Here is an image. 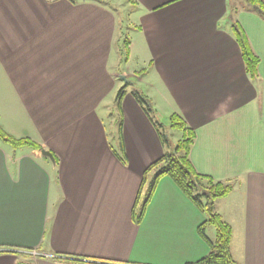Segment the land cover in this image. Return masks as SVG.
Instances as JSON below:
<instances>
[{
    "label": "crops",
    "instance_id": "crops-1",
    "mask_svg": "<svg viewBox=\"0 0 264 264\" xmlns=\"http://www.w3.org/2000/svg\"><path fill=\"white\" fill-rule=\"evenodd\" d=\"M127 1L125 37L117 0H0V123L42 146L0 139V264H184L210 251L198 233L206 213L168 175L137 220L164 148L125 93L120 159L108 119L123 85L195 130L196 171L233 185L215 201L233 257L264 264V18L234 0ZM234 20L260 57L256 78Z\"/></svg>",
    "mask_w": 264,
    "mask_h": 264
},
{
    "label": "trees",
    "instance_id": "trees-1",
    "mask_svg": "<svg viewBox=\"0 0 264 264\" xmlns=\"http://www.w3.org/2000/svg\"><path fill=\"white\" fill-rule=\"evenodd\" d=\"M102 1V0H100ZM243 4L250 6L248 8L254 9L260 13L264 18V0H242ZM233 30L236 36L237 43L240 47L241 54L245 63L246 71L250 76L256 78L259 75L258 66L260 63L259 55L253 50L247 34L241 27L238 20L233 22ZM122 62L126 61L129 54L128 41L123 40ZM126 93V85H123L118 91L115 102L120 107L121 124H123V110L122 100ZM133 96L140 103L142 109L153 123L158 136L161 140L165 150L164 153L154 161L146 171L152 167H158L154 177L150 180L143 203L141 205L140 213L137 216L139 221L153 194L157 182L160 177L168 175L177 184V186L186 194V196L207 215V219L198 226L199 235L210 245V251L196 260L186 261L184 264H240L232 255L230 244L232 239L231 226L222 219L221 215L215 211V201L221 197L228 195L233 185L230 182L216 180L211 176L200 174L194 168L190 160V149L194 142L196 133L195 130L187 125L185 119L177 113H171L168 116L169 126L174 129L182 130V138L170 150L171 143L165 131H162L161 122L157 121L154 117L156 110L152 107L149 98L143 92L136 89L133 91ZM0 139L10 143L13 147L30 146L32 148L41 149L42 146L38 142L29 137L16 138L7 133L0 123ZM119 157L122 160L126 159L125 146L123 137L121 135V142L119 143ZM55 160L57 158L55 156ZM145 182L143 178L142 185ZM208 224L214 225L217 230V237L212 241L206 234ZM22 254V253H20ZM59 261H68L76 263H86L92 259L76 255H64V257L57 258ZM108 261L103 262L105 264ZM20 264H33L22 263ZM96 264V263H91ZM111 264V263H110ZM116 264V263H113ZM119 264V263H117ZM127 264V263H125Z\"/></svg>",
    "mask_w": 264,
    "mask_h": 264
},
{
    "label": "rangeland",
    "instance_id": "rangeland-1",
    "mask_svg": "<svg viewBox=\"0 0 264 264\" xmlns=\"http://www.w3.org/2000/svg\"><path fill=\"white\" fill-rule=\"evenodd\" d=\"M117 1H119V2H121V4H120V6L119 7H113L115 10H116V12H117V14H118V16H122V19H123V32H124V35H125V37L126 36H129L130 35V32H131V29H130V26L132 27V25L131 24H133V19L134 18H132L131 16H129V8H132V6L130 5V4H128V1L126 0H117ZM234 1H236V3H238L237 1H239V3L241 2V3H243V1L242 0H234ZM244 7H246V8H248V7H250V6H246V5H244ZM124 16V17H123ZM123 36V35H122ZM125 37L123 36V38H122V40H121V43H120V45H122L123 46V40L125 39ZM121 55H122V53H120ZM135 64V63H134ZM122 87V86H121ZM121 87H119L118 88V90L121 88ZM127 87V86H126ZM141 88V87H140ZM140 88H137V87H133L132 85H130V86H128L127 87V91H126V93H127V95H129V96H132V94H133V91L134 90H136V89H138V90H140L141 91V89ZM144 89V88H143ZM122 107V106H121ZM114 114H113V116H112V118H113V120H114V123H113V121H111L110 120V118L108 119V122H110V124L112 125V131H113V134H114V139H115V141L118 143V147H119V143L121 142V135H122V137H123V124H121V114H120V107L117 105V103H116V105H115V110H114ZM165 112H167V110L165 109ZM112 115V114H111ZM154 117H155V119L157 120V121H159V122H161L162 124H161V128H162V131H165L166 132V134H167V137H168V139H169V141H170V143H171V146L168 148V147H166V150H170V149H172V147L176 144V142L180 139V138H182V130H180V129H174V128H171L170 126H169V122H168V117L167 116H164L163 115V113H161V112H159L158 110L154 113ZM122 119H123V117H122ZM154 130H155V128H154ZM154 132H156V135H158V133H157V131L155 130ZM159 137V136H158ZM124 141V140H123ZM163 148H164V146H163ZM164 150H165V148H164ZM157 166L156 167H152L149 171H152V173L149 175V181L154 177V175H155V172L157 171ZM149 181H148V183H147V185H146V188H147V186H148V184H149ZM146 188H145V191H146ZM144 191V193H143V197L145 196V192ZM209 227H211V228H209V229H211L210 231H209V229L206 231V233L209 235V237H210V239L212 240V241H215L216 240V237H217V230H216V227L214 226V225H211V226H209ZM209 252V251H208ZM33 254L35 255V254H37L35 251H33ZM33 254H32V256H33ZM27 255H29V254H26V253H22V257H24V258H27ZM22 263H31V260H22L21 261Z\"/></svg>",
    "mask_w": 264,
    "mask_h": 264
},
{
    "label": "water",
    "instance_id": "water-1",
    "mask_svg": "<svg viewBox=\"0 0 264 264\" xmlns=\"http://www.w3.org/2000/svg\"><path fill=\"white\" fill-rule=\"evenodd\" d=\"M42 153L46 156H49L53 161H55V157L50 150L42 149Z\"/></svg>",
    "mask_w": 264,
    "mask_h": 264
}]
</instances>
